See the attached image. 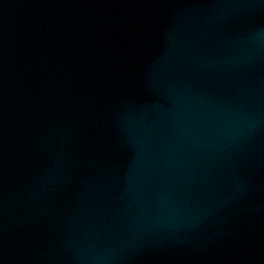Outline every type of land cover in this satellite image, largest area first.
Listing matches in <instances>:
<instances>
[{
	"label": "water",
	"instance_id": "1",
	"mask_svg": "<svg viewBox=\"0 0 264 264\" xmlns=\"http://www.w3.org/2000/svg\"><path fill=\"white\" fill-rule=\"evenodd\" d=\"M0 264H264V0H0Z\"/></svg>",
	"mask_w": 264,
	"mask_h": 264
}]
</instances>
